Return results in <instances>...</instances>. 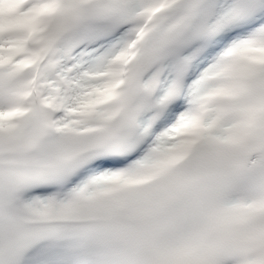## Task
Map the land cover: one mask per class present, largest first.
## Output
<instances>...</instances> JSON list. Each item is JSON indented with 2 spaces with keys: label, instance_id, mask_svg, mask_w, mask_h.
<instances>
[{
  "label": "snow or ice",
  "instance_id": "snow-or-ice-1",
  "mask_svg": "<svg viewBox=\"0 0 264 264\" xmlns=\"http://www.w3.org/2000/svg\"><path fill=\"white\" fill-rule=\"evenodd\" d=\"M0 264H264V0H0Z\"/></svg>",
  "mask_w": 264,
  "mask_h": 264
}]
</instances>
